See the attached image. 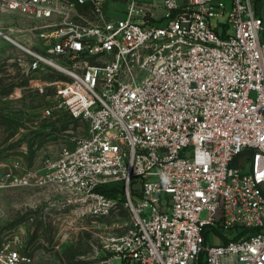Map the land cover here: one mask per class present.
<instances>
[{"label":"built area","instance_id":"built-area-1","mask_svg":"<svg viewBox=\"0 0 264 264\" xmlns=\"http://www.w3.org/2000/svg\"><path fill=\"white\" fill-rule=\"evenodd\" d=\"M124 1L2 0L25 21L5 36L26 87L54 88L40 118L81 132L38 165L7 160L0 190L48 189L92 216L124 200L132 225L107 237V264H264L261 15L253 0ZM0 263L32 256L3 245Z\"/></svg>","mask_w":264,"mask_h":264},{"label":"rangeland","instance_id":"rangeland-1","mask_svg":"<svg viewBox=\"0 0 264 264\" xmlns=\"http://www.w3.org/2000/svg\"><path fill=\"white\" fill-rule=\"evenodd\" d=\"M124 4L121 0L120 7ZM24 22L0 0V166L20 158L29 166L38 165L42 157L55 155L81 132L68 115L40 118L46 94L54 88L40 93L26 87L29 81L23 79L15 61L21 50L5 36L20 42ZM118 201L108 214L92 216L84 207L58 201L48 189L0 190V247L11 245L30 254L31 264H107L110 254L103 247L107 237L125 233L132 225L130 210L124 200ZM207 215L203 210L200 217Z\"/></svg>","mask_w":264,"mask_h":264},{"label":"crops","instance_id":"crops-1","mask_svg":"<svg viewBox=\"0 0 264 264\" xmlns=\"http://www.w3.org/2000/svg\"><path fill=\"white\" fill-rule=\"evenodd\" d=\"M253 1L257 13L260 14L263 19V29L260 32V38L264 42V0H253Z\"/></svg>","mask_w":264,"mask_h":264},{"label":"trees","instance_id":"trees-1","mask_svg":"<svg viewBox=\"0 0 264 264\" xmlns=\"http://www.w3.org/2000/svg\"><path fill=\"white\" fill-rule=\"evenodd\" d=\"M104 192L107 195H109V196L110 195L111 196H118L119 194H122V190L121 189H118L116 186H113L111 188L105 189ZM199 264H205L204 261H203V259H202V256L200 257Z\"/></svg>","mask_w":264,"mask_h":264},{"label":"bare ground","instance_id":"bare-ground-1","mask_svg":"<svg viewBox=\"0 0 264 264\" xmlns=\"http://www.w3.org/2000/svg\"><path fill=\"white\" fill-rule=\"evenodd\" d=\"M15 43H17V42L15 41ZM34 82H35V84H40L41 83L40 80H34Z\"/></svg>","mask_w":264,"mask_h":264}]
</instances>
